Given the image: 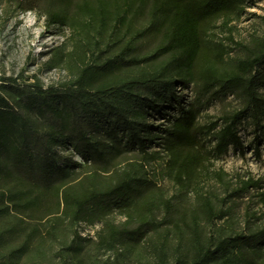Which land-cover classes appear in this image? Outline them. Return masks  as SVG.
<instances>
[{"label": "trees", "instance_id": "trees-1", "mask_svg": "<svg viewBox=\"0 0 264 264\" xmlns=\"http://www.w3.org/2000/svg\"><path fill=\"white\" fill-rule=\"evenodd\" d=\"M1 1L69 34L43 63L64 80L0 74V264H43L38 246L62 264H264V184L214 167L243 152L241 123L264 145V34L233 25L248 0Z\"/></svg>", "mask_w": 264, "mask_h": 264}, {"label": "rangeland", "instance_id": "rangeland-1", "mask_svg": "<svg viewBox=\"0 0 264 264\" xmlns=\"http://www.w3.org/2000/svg\"><path fill=\"white\" fill-rule=\"evenodd\" d=\"M233 25L238 29L235 33L236 40L244 39L251 33L264 34V0H248L240 20ZM68 34L69 31L63 27L47 28L44 18L34 11L19 14L0 0V74L11 77H17L20 74L28 77L35 75L44 86L64 80L67 75L65 70L48 71L43 63L48 58V52L59 46ZM261 92L264 93V88ZM180 95L182 102H188L191 98V87L181 89ZM216 107L215 102L205 108V111L214 113ZM161 118L160 115L155 116L153 124L165 125ZM238 134L244 147L243 152L229 147L228 152L215 162L214 167L223 169L235 180L252 177L255 180L260 179L264 184L263 143L259 149L260 157H257L254 155L252 127L241 123ZM59 152L65 159H70L72 164H83L79 156L72 155L71 150L60 149ZM61 163L62 161L59 162ZM159 183L166 190L167 196L176 193L177 187L165 178H160ZM121 220L122 217L116 216V221ZM99 226V223L94 225L81 223L76 228L82 237L95 239ZM36 254L38 256L36 260H40L43 264H62L59 254L47 246H38Z\"/></svg>", "mask_w": 264, "mask_h": 264}]
</instances>
